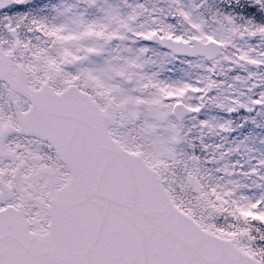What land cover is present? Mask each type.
Wrapping results in <instances>:
<instances>
[{
	"label": "snow or ice",
	"instance_id": "1",
	"mask_svg": "<svg viewBox=\"0 0 264 264\" xmlns=\"http://www.w3.org/2000/svg\"><path fill=\"white\" fill-rule=\"evenodd\" d=\"M0 264H264V0H0Z\"/></svg>",
	"mask_w": 264,
	"mask_h": 264
},
{
	"label": "rangeland",
	"instance_id": "2",
	"mask_svg": "<svg viewBox=\"0 0 264 264\" xmlns=\"http://www.w3.org/2000/svg\"><path fill=\"white\" fill-rule=\"evenodd\" d=\"M192 71H195V70H192ZM256 131H259V130H256ZM258 146V145H257Z\"/></svg>",
	"mask_w": 264,
	"mask_h": 264
}]
</instances>
